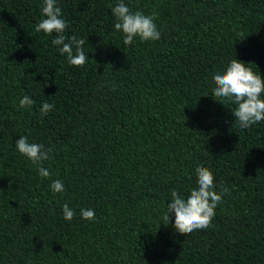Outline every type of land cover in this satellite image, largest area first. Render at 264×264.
<instances>
[{
    "label": "trees",
    "instance_id": "16d2710c",
    "mask_svg": "<svg viewBox=\"0 0 264 264\" xmlns=\"http://www.w3.org/2000/svg\"><path fill=\"white\" fill-rule=\"evenodd\" d=\"M119 2L56 0L65 42L85 40L77 67L36 31L44 0H0V264H264V121L241 128L237 105L212 97L234 58L264 77V0H123L157 12L161 33L127 46ZM21 136L50 158L33 164ZM201 165L228 192L210 227L182 235L164 216Z\"/></svg>",
    "mask_w": 264,
    "mask_h": 264
},
{
    "label": "clouds",
    "instance_id": "9594fccd",
    "mask_svg": "<svg viewBox=\"0 0 264 264\" xmlns=\"http://www.w3.org/2000/svg\"><path fill=\"white\" fill-rule=\"evenodd\" d=\"M43 14L46 19H42L36 26V31H43L46 34H57L52 40L53 45H61L58 51L63 55L67 54L71 65L83 67L89 60L88 55L83 50L84 39L71 36L65 42V29L68 21L63 18L62 10L57 6L56 0H44ZM113 16L116 19L114 29L124 34V45H131L134 38L139 37L144 41H157L161 38V33L157 28L155 20L158 13L153 11L150 15H145L142 11H131L123 0L112 7ZM75 47V54H73ZM238 59H232L224 71L217 72L213 76L215 87L213 96L230 100L237 105L233 112L235 120L239 122L241 128L248 127L264 121V77L257 74L248 65ZM220 102V100L216 99ZM34 100L29 96H24L19 107H31ZM54 104L44 102L41 112L47 114L54 109ZM18 151L27 157L33 164L40 165L43 161L50 158L51 149L45 150L43 144L31 143L27 136H21L16 141ZM41 177L47 178L51 175L50 171L42 166L38 167ZM197 176V187L190 190L185 198L177 190L171 191V203L167 205L164 219L169 222V214L174 213L175 229L182 235H189L196 230H203L211 226L215 216V209L222 203V198L228 192L227 188L222 187L220 192L215 190V177L213 172L203 165L195 169ZM54 192H63L64 185L59 179L51 184ZM63 216L65 220L71 221L76 213L67 203L63 206ZM80 215L85 220H94L95 211L93 209H81Z\"/></svg>",
    "mask_w": 264,
    "mask_h": 264
}]
</instances>
